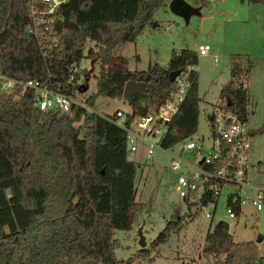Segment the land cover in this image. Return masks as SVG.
<instances>
[{"label": "trees", "instance_id": "16d2710c", "mask_svg": "<svg viewBox=\"0 0 264 264\" xmlns=\"http://www.w3.org/2000/svg\"><path fill=\"white\" fill-rule=\"evenodd\" d=\"M169 0H67L57 11L50 48L27 34L31 0H0V75L26 82L47 80L60 93H82L90 72L81 71V86L68 78L82 60L98 63L94 96L121 99L127 82L148 84L127 105L129 119L164 106L175 91L171 72L197 67L190 50L173 51L166 68L154 64L130 71L114 52L134 43L153 15ZM263 5L264 0H247ZM196 5L204 7L200 0ZM87 42L94 44L86 54ZM230 67L216 106L248 120L249 57ZM78 77V80L80 78ZM161 140L169 150L197 132L199 104L197 71ZM83 85L85 87H83ZM86 104L89 106L90 99ZM264 126L251 132L262 134ZM124 131L95 113L74 107L72 115L40 111L35 93L17 86L0 88V264H134L149 257L185 218L169 220L148 249L126 261L113 251V232L132 229L143 205L135 199L136 164L127 157ZM191 216H188V220ZM202 253L222 256L223 264H264L254 242H235L226 222L206 234Z\"/></svg>", "mask_w": 264, "mask_h": 264}, {"label": "rangeland", "instance_id": "374dc122", "mask_svg": "<svg viewBox=\"0 0 264 264\" xmlns=\"http://www.w3.org/2000/svg\"><path fill=\"white\" fill-rule=\"evenodd\" d=\"M209 4L202 12L217 17L210 32L204 33L201 20L192 15L188 20L180 18L162 6L153 15V23L140 33L134 43L118 46L115 54L127 61L130 71H145L149 66L158 64L166 68L173 51L190 50L197 52L199 44L208 45L210 51L205 57H198V93L199 119L196 138H209L207 116L216 106L218 94L230 79V67L243 64L236 55L247 54L253 67L248 75L247 92L248 124L251 130L264 126V6L259 14L255 10L240 7L238 16L244 22L228 20L226 2L208 0ZM191 2V1H190ZM248 6V5H247ZM157 24V27L154 26ZM93 43L87 42L83 48L85 55ZM249 55V56H248ZM246 60H244V64ZM79 69L90 72L88 84L78 98L90 99L89 109L95 114H114L117 110L130 111L127 102L121 99L94 96L95 76L99 71L98 63L83 59ZM253 113V114H252ZM180 145L169 150L155 151L147 158V146L138 144L136 152H127L130 161L136 164L134 181L135 199L143 205L129 231L113 232V251L118 261H126L136 256L140 250L148 249L169 220L185 218L182 229L172 233L167 243L158 245L149 257L138 259L134 264H223L222 256H210L202 253L206 234L213 226L223 221L235 225L231 234L235 242H254L258 255L264 256V209L250 215L245 209L246 221L239 223L228 219L224 212V200L218 202L213 220L205 217L206 208L197 203L198 195H191L186 202L178 195V173L171 170V156L179 154ZM183 160H190V154H184ZM250 163L259 164L257 173L250 178L256 185H264V129L262 134L250 140ZM188 216L191 219L188 220ZM140 233V234H139ZM142 237L145 248L139 245Z\"/></svg>", "mask_w": 264, "mask_h": 264}, {"label": "built area", "instance_id": "2783aa9c", "mask_svg": "<svg viewBox=\"0 0 264 264\" xmlns=\"http://www.w3.org/2000/svg\"><path fill=\"white\" fill-rule=\"evenodd\" d=\"M67 0H31L29 16L30 25L27 34L33 36L43 48H50V36L53 25L58 20L57 11ZM208 45H198L197 56L208 55ZM197 71L196 67L187 68L175 78V91L170 100L156 111L145 116L129 119L130 111L117 110L114 114H97L103 119L121 128L126 137L127 151L136 152L138 144L147 146L146 156L152 157L155 151H163L161 140L168 125L177 114L188 88L189 73ZM81 70L74 67L69 75L70 83L81 86ZM80 76L79 80L78 77ZM23 91L35 93L37 108L42 111L56 110L72 115L73 108L92 111L85 101L75 95L60 93L52 88L47 80L37 79L20 82L0 75V88L3 92L12 91L15 87ZM223 104L215 106L207 116L209 138H196V135L180 142L177 156H171V170L178 173V195L186 202L191 195H198L197 203L206 208L205 217L213 220L218 202L224 200V212L228 219L244 223L245 209L250 215L264 209V185H256L250 178L251 173H257L259 164L250 163L251 128L248 120H242L237 115L222 108ZM184 154H190V160H183ZM228 224V223H227ZM229 229L235 225L228 224Z\"/></svg>", "mask_w": 264, "mask_h": 264}, {"label": "water", "instance_id": "95a60500", "mask_svg": "<svg viewBox=\"0 0 264 264\" xmlns=\"http://www.w3.org/2000/svg\"><path fill=\"white\" fill-rule=\"evenodd\" d=\"M168 8L172 14H174L180 18H183L185 20H188L190 18V16H192V15H196V16L199 15V11L197 9L189 6L183 0H171L169 5H168ZM212 24H213V20L210 18H206V19L202 20V22H201L202 31L204 33H208L212 27ZM178 75H179V72H171L169 74L170 81L174 82L175 78ZM147 87H148V84L136 83L133 81H129L124 86L122 99L125 102H129L131 100V98L136 93H140L143 89H145ZM232 232H233V227L231 226L229 229V234H232ZM139 245L142 249L145 248V246H146L144 239L142 237H140V239H139Z\"/></svg>", "mask_w": 264, "mask_h": 264}, {"label": "crops", "instance_id": "0c3cea01", "mask_svg": "<svg viewBox=\"0 0 264 264\" xmlns=\"http://www.w3.org/2000/svg\"><path fill=\"white\" fill-rule=\"evenodd\" d=\"M170 1L171 0H169L168 2H166L165 3V7H167L168 8V5H169V3H170ZM184 2H186L189 6H191V7H193V8H195V9H197L198 11H199V15H198V17L200 18V20H201V22H202V20H204V19H206V18H210V19H212L213 20V24H212V27L214 26V24L217 22V17L216 16H214V15H211V14H205V13H203L202 12V10H203V8H205L208 4H209V1L208 0H204L205 2H206V5H205V7H201V5H196L197 4V2H199L200 0H183ZM191 1V2H190ZM212 1H216V2H226V4L229 6L228 7V15H229V19L228 20H230V21H232V22H236V23H240V22H244L243 21V19H240L239 18V16H238V13H239V9H240V7L242 8V7H246V8H244V9H247V10H249V9H252V10H255V13L256 14H259L261 11H263V10H261V8L260 7H262L263 5H252V4H249L248 2H247V0H212ZM248 5V6H247ZM154 26H156L157 27V24H155ZM212 27H211V29H212ZM210 29V30H211ZM210 32V31H209ZM199 45H202V44H199ZM197 54V53H196ZM245 55H247V54H241V53H239V54H237L236 56L238 57H240V58H242V60H243V64H244V60L246 59L245 58ZM249 56V55H248ZM250 57V56H249ZM251 63H252V61H251ZM252 67H253V64H252ZM197 70V69H196ZM251 72V71H250ZM249 82V81H248ZM253 114V113H252ZM234 231V230H233ZM233 233V232H232Z\"/></svg>", "mask_w": 264, "mask_h": 264}]
</instances>
